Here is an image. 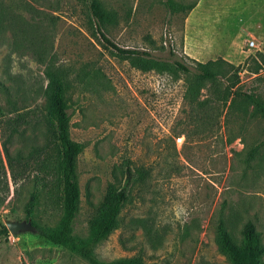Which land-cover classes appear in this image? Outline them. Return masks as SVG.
<instances>
[{
	"label": "rangeland",
	"instance_id": "374dc122",
	"mask_svg": "<svg viewBox=\"0 0 264 264\" xmlns=\"http://www.w3.org/2000/svg\"><path fill=\"white\" fill-rule=\"evenodd\" d=\"M100 1L116 11L104 32L117 46L163 59L172 52L188 65L222 57L237 67L234 89L264 100V0H175L195 3L188 12H171L166 0ZM47 66L67 73L70 136L85 144L73 234L87 235L95 206L109 182L122 184L127 161L145 172L119 227L95 246L99 260L230 264L215 241L220 218L237 243L251 220L264 245V118L240 94L224 97L226 78L207 81L191 103L183 73L134 66L103 41L82 2L0 0V264H89L37 228L13 235L5 225L29 219L36 189L35 225L55 226L61 217L62 185L44 165L52 160Z\"/></svg>",
	"mask_w": 264,
	"mask_h": 264
},
{
	"label": "trees",
	"instance_id": "16d2710c",
	"mask_svg": "<svg viewBox=\"0 0 264 264\" xmlns=\"http://www.w3.org/2000/svg\"><path fill=\"white\" fill-rule=\"evenodd\" d=\"M77 1L85 5L90 24L100 34L103 41L113 47L118 54L129 57L134 66L145 71L153 69L183 73L186 82L185 95L191 103L198 101L201 90L207 81L214 83L226 78L228 83L224 86V97L232 94V99H234L236 95L240 94L244 104L252 106V112L264 118V100L253 93H240L236 90L240 78L237 67L233 63L218 57L205 62L192 59V64L188 65L175 58V54L172 52H170V58L163 59L145 50L121 48L114 44L104 32L108 25L116 22V11L106 8L100 0ZM165 4L171 12L178 10L188 12L195 6V3L184 4L175 0H166ZM259 68L258 64L254 71L257 72ZM44 73L48 79L46 96L50 115L48 120L49 138H47L45 149H51L50 153L46 152V159L52 153V160L44 165L45 172L53 175L55 187H57L58 182L62 185V213L57 225L37 227L30 219L40 192L39 189H36L32 192L27 204V216L41 237L79 254L89 264H153L146 262L140 255L123 256L105 261L99 260L94 253L95 246L119 227L120 213L128 201L131 187L136 180H141L145 173L136 167L134 168L128 161L122 170V184L119 180L107 184L102 200L95 206L94 212L88 220L87 235L82 237L73 234V221L80 203L77 157L83 151L85 144L73 140L70 136V114L66 96L69 84L65 69L47 66ZM234 87L236 88L234 89ZM215 89L221 93L219 84L215 86ZM254 152L255 149L250 151V157L253 156ZM136 173L138 174L137 177L135 176ZM52 190V186L47 189L51 194ZM51 200L53 203H57L54 198ZM2 229L3 232H7L5 227ZM215 241L218 250L230 264H264L262 258L264 245L255 224L251 220L244 223L241 230V240L237 243L226 229L223 219L220 218L217 223Z\"/></svg>",
	"mask_w": 264,
	"mask_h": 264
},
{
	"label": "water",
	"instance_id": "95a60500",
	"mask_svg": "<svg viewBox=\"0 0 264 264\" xmlns=\"http://www.w3.org/2000/svg\"><path fill=\"white\" fill-rule=\"evenodd\" d=\"M5 225L8 231L13 235H18L26 231L34 232L36 230V228L34 227L30 219L26 221L25 220L17 221V220L7 219L5 220Z\"/></svg>",
	"mask_w": 264,
	"mask_h": 264
},
{
	"label": "built area",
	"instance_id": "2783aa9c",
	"mask_svg": "<svg viewBox=\"0 0 264 264\" xmlns=\"http://www.w3.org/2000/svg\"><path fill=\"white\" fill-rule=\"evenodd\" d=\"M251 43H253V42L251 41Z\"/></svg>",
	"mask_w": 264,
	"mask_h": 264
},
{
	"label": "crops",
	"instance_id": "0c3cea01",
	"mask_svg": "<svg viewBox=\"0 0 264 264\" xmlns=\"http://www.w3.org/2000/svg\"><path fill=\"white\" fill-rule=\"evenodd\" d=\"M205 62V61H204Z\"/></svg>",
	"mask_w": 264,
	"mask_h": 264
}]
</instances>
